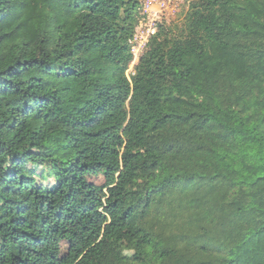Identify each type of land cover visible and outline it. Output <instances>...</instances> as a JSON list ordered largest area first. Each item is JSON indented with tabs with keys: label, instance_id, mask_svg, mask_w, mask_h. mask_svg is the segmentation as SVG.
Masks as SVG:
<instances>
[{
	"label": "trees",
	"instance_id": "16d2710c",
	"mask_svg": "<svg viewBox=\"0 0 264 264\" xmlns=\"http://www.w3.org/2000/svg\"><path fill=\"white\" fill-rule=\"evenodd\" d=\"M143 1L0 0V264H264V0Z\"/></svg>",
	"mask_w": 264,
	"mask_h": 264
},
{
	"label": "built area",
	"instance_id": "2783aa9c",
	"mask_svg": "<svg viewBox=\"0 0 264 264\" xmlns=\"http://www.w3.org/2000/svg\"><path fill=\"white\" fill-rule=\"evenodd\" d=\"M178 12V6L174 0H144L141 8L139 25L131 40V52L133 59L131 63H136L146 51L151 38L158 31V24L164 18H170ZM130 63V64H131ZM130 66V65H129ZM129 69V68H128ZM131 74H135L134 67ZM130 78V77H129Z\"/></svg>",
	"mask_w": 264,
	"mask_h": 264
},
{
	"label": "rangeland",
	"instance_id": "374dc122",
	"mask_svg": "<svg viewBox=\"0 0 264 264\" xmlns=\"http://www.w3.org/2000/svg\"><path fill=\"white\" fill-rule=\"evenodd\" d=\"M192 0H174L175 4L178 6V12L174 15L171 16L170 18H164L162 21L164 22H172V21H180L183 16L185 15L190 3ZM141 16V15H140ZM142 18V16L140 17V19ZM139 60L136 61V63L138 64ZM135 63H131L129 66V69L127 70V76L131 78V69L137 65ZM30 166H27V168H31V164H29ZM37 177H39V172H37L36 174ZM91 181L97 184H101L103 183V177L102 176H98V177H90Z\"/></svg>",
	"mask_w": 264,
	"mask_h": 264
}]
</instances>
